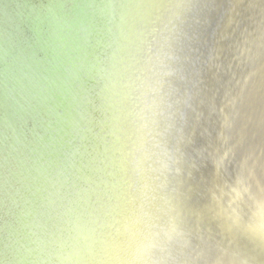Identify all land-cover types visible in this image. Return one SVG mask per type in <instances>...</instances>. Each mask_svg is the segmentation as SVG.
<instances>
[{"label":"water","instance_id":"water-1","mask_svg":"<svg viewBox=\"0 0 264 264\" xmlns=\"http://www.w3.org/2000/svg\"><path fill=\"white\" fill-rule=\"evenodd\" d=\"M264 0H0V264H264Z\"/></svg>","mask_w":264,"mask_h":264},{"label":"clouds","instance_id":"clouds-1","mask_svg":"<svg viewBox=\"0 0 264 264\" xmlns=\"http://www.w3.org/2000/svg\"><path fill=\"white\" fill-rule=\"evenodd\" d=\"M260 231H264V216H262L260 222L256 225ZM124 264H132V261H125Z\"/></svg>","mask_w":264,"mask_h":264}]
</instances>
